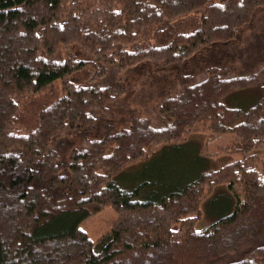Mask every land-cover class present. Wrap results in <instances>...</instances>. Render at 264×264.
Listing matches in <instances>:
<instances>
[{"label":"trees","instance_id":"1","mask_svg":"<svg viewBox=\"0 0 264 264\" xmlns=\"http://www.w3.org/2000/svg\"><path fill=\"white\" fill-rule=\"evenodd\" d=\"M260 10L0 0V264H264V51L234 45ZM234 55L254 71L227 75ZM192 133L234 135L236 158L170 180L158 156ZM221 186L236 203L199 227ZM108 207L93 240L80 223Z\"/></svg>","mask_w":264,"mask_h":264},{"label":"rangeland","instance_id":"2","mask_svg":"<svg viewBox=\"0 0 264 264\" xmlns=\"http://www.w3.org/2000/svg\"><path fill=\"white\" fill-rule=\"evenodd\" d=\"M257 19H259L257 22L242 30L240 39L234 44L240 47V50L243 49L244 51L245 46L254 45V42L257 41V47L264 51V10H260L258 12ZM258 37L260 38L258 39ZM257 53L259 52L257 51ZM260 56L261 58H258L259 63L255 64L254 69L264 63V59H262L263 56ZM243 59L245 58L242 56L234 55V57L226 63V66L231 68L230 73L227 75L237 76L253 72V66L249 65L250 67L246 68V64L243 63ZM149 81L152 82V79ZM136 84L138 88H140V86H144L143 81H140V79L137 80ZM148 91H150V89H148ZM142 92L146 93V89H142ZM142 92L137 91L135 93V98L133 96L135 101L132 103V105H136L140 109L142 108L141 104H143V101H139V96H144V93ZM239 96L240 95L238 94L233 95L229 98V101H234V103L238 102V105L240 106H249L253 101L252 99L248 102L249 105H245L248 103L244 104L239 101ZM233 139L234 135L227 134L207 141L204 135L193 134L189 136L187 142L176 147L172 146L170 147L171 149L167 148L169 151H165L159 155L158 158L163 160L161 164L167 166L165 168L169 174L170 180H180L185 176L194 178L203 171L218 169L234 160L236 156L228 151H225V149L233 143ZM235 197L236 194H231V192L227 189V186L217 187L204 204H202L203 220H200L199 227H206L208 224L210 225L211 223L207 224V221L213 217L211 213H215V209L217 210V208H220L226 202H229L230 207V203L234 199L235 204ZM116 217L117 214L114 209L108 207L99 214L83 220L80 223V227L86 231L91 239L95 240L111 228L113 222L116 220Z\"/></svg>","mask_w":264,"mask_h":264}]
</instances>
